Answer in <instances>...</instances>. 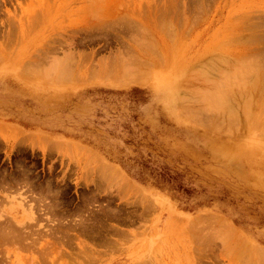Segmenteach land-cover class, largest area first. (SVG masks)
<instances>
[{
  "label": "rangeland",
  "instance_id": "1",
  "mask_svg": "<svg viewBox=\"0 0 264 264\" xmlns=\"http://www.w3.org/2000/svg\"><path fill=\"white\" fill-rule=\"evenodd\" d=\"M263 55L264 0H0V264L258 263L208 221L264 248Z\"/></svg>",
  "mask_w": 264,
  "mask_h": 264
},
{
  "label": "bare ground",
  "instance_id": "2",
  "mask_svg": "<svg viewBox=\"0 0 264 264\" xmlns=\"http://www.w3.org/2000/svg\"><path fill=\"white\" fill-rule=\"evenodd\" d=\"M116 10H117V9H116ZM121 10H122V9H121ZM127 12H128V11H127ZM140 12H141V11H140ZM123 14H125V13H123ZM96 15H97V14H96ZM121 15H122V14H121ZM89 17H90V15H89ZM136 17H137V16H136ZM37 18H38V17H37ZM96 18H97V17H96ZM98 19H99V18H98ZM138 19H139V18H138ZM144 19H145V18H144ZM32 20H33V19H32ZM119 21H121V20H119ZM122 21H123V20H122ZM159 22H160V21H159ZM240 23H241V22H240ZM240 23H239V24H240ZM98 24H99V23H98ZM158 24H159V23H158ZM120 25H121V24H120ZM161 25H162V24H161V22H160V26H161ZM136 26H137V25H136ZM156 26H157V25H156ZM127 28H128V27H127ZM156 28H157V27H156ZM240 28H241V27H240ZM242 28H243V27H242ZM135 29H137V28L135 27ZM159 29H160V28H159ZM138 30L140 31V29H138ZM172 30H173V29H172ZM180 30H181V29H180ZM243 30H245V29H243ZM81 31H82V29H81ZM160 31H161V30H160ZM135 32H136V31H135ZM135 32H133V33H135ZM166 32H167V31H166ZM171 32H172V31H171ZM169 33H170V32H169ZM135 34H136V33H135ZM141 34H142V33H141ZM235 34H236V33H235ZM235 34H234V35H235ZM240 34H241V33H240ZM244 34H245V33H244ZM129 35H130V34H129ZM139 35H140V34H139ZM166 35L168 36V34H166ZM166 35H165V36H166ZM174 35H175V34H174ZM174 35H173V36H174ZM237 35H239V33H238ZM241 35L243 36V34H241ZM130 36H131V35H130ZM132 37H133V36H132ZM136 37H137V36H136ZM249 37H250V36H249ZM165 38H166V37H165ZM250 38H251V37H250ZM123 39H124V38H123ZM171 39H173V38H171ZM124 40H125V39H124ZM174 40H175V39H174ZM229 40H230V39H229ZM233 40H235V39H233ZM237 40H238V39H237ZM240 40H241V39H240ZM243 41H244V40H243ZM238 42H239V41H238ZM241 42H242V41H241ZM131 43H132V42H131ZM242 43H243V42H242ZM133 44H134V43H133ZM238 44H240V42H239ZM241 45H242V44H241ZM243 45H244V44H243ZM67 46L69 47V48H68L69 50H68V52H67L66 54L63 53V54L65 55V56H64V60H71V61H72V60H74V56H75V52L72 51L73 48L75 47V44H74L73 42H70V43L67 44ZM71 49H72V50H71ZM124 49H125V48H124ZM247 49H248V48H247ZM257 49H258V48H257ZM244 50H245V49H244ZM248 50H249V49H248ZM59 51H60V49H59ZM61 51H62V50H61ZM117 51H118V50H117ZM120 51H121V50H120ZM122 52H123V51H122ZM111 53H112V52H111ZM63 54H62V56H63ZM91 54H92V53H91ZM115 54H116V53H115ZM241 54H242V53H241ZM38 55H39V54H38ZM92 55H93V54H92ZM128 55H129V54H128ZM235 55H236V54H235ZM250 55H252V54H250ZM250 55H249V56H250ZM249 56H248V59H249V60L246 59V60H247V61H246L245 58H244V60L242 59V60H240V61H243V62L246 61V62H247V64H246V63H243L244 65H243L242 67L245 68V67L247 66V67L245 68V70L249 71V74L252 75V74H255V72H254L255 70H254V69H256L257 71L259 70L258 68L260 67L261 64L259 65V63L255 62V61L258 60V57H257V56H256V57H257V60H255V61H253V60L256 58L255 56H254L255 58H251V60L253 59L252 62L250 61V57H249ZM263 56H264V55H263ZM120 57H121V56H120ZM246 57H247V56H246ZM251 57H252V56H251ZM260 57H262V56H260ZM113 58H114V57H113ZM116 58H117V57H116ZM121 58H122V57H121ZM123 58H124V57H123ZM222 58H223V57H222ZM239 58H240V57H239ZM242 58H243V57H242ZM39 59H40V58H39ZM76 59H77V58H76ZM101 59H102V58H101ZM104 59H105V58H104ZM108 59H109V58H108ZM111 59H112V58H111ZM114 59H115V58H114ZM139 59H140V58H139ZM219 59H220V58H219ZM230 59H232V57H231ZM230 59H229V60H230ZM240 59H241V58H240ZM260 59H261V58H260ZM30 60H31V59H30ZM37 60H38V59H37ZM43 60H44V59H43ZM128 60H129V59H128ZM133 60H134V59H133ZM141 60H142V59H141ZM141 60H140V62H141ZM209 60H210V59H209ZM229 60H228V61H229ZM234 60H236V62L238 61L237 59H234ZM90 61H91V60H90ZM101 61H102V60H101ZM119 61H120V60H119ZM119 61H118V62H119ZM126 61H127V60H126ZM138 61H139V60H138ZM142 61H143V60H142ZM222 61H223V60H222ZM230 61H231V60H230ZM258 61H259V60H258ZM91 62H92V61H91ZM98 62H99V60H98ZM102 62H103V61H102ZM102 62H101V63H102ZM122 62H125V61H122ZM127 62H128V61H127ZM127 62H126V65H127ZM140 62H139V63H140ZM209 62H210V61H209ZM219 62H220V61H219ZM225 62H226V61H225ZM234 62H235V61H234ZM260 62H261V61H260ZM26 63H27V62H25L24 64H26ZM58 63H59V62H57V63H55V64L57 65ZM111 63H112V62H111ZM212 63H213V62H212ZM222 63H223V62H222ZM238 63H239V62H238ZM250 63H254V64L251 65ZM255 63L257 64V67L259 66L258 68L256 67ZM28 64H29V63H28ZM37 64H38V63H37ZM59 64H60V63H59ZM122 64H123V63H122ZM129 64H130V63H129ZM133 64H134V62H133ZM133 64H132V65H133ZM136 64H137V63H136ZM209 64H210V63H209ZM215 64H216V63H215ZM215 64H214V65H215ZM219 64H220V63H219ZM235 64H236V63H235ZM239 64H240V63H239ZM245 64H246V65H245ZM29 65H30V64H29ZM68 65H69V64H68ZM102 65H103V63H102ZM126 65H125V67H124V66L121 67V68L124 67V69H122V70H124V71H123V72L121 71V74L125 72V74H124V76L122 77V79L119 78L121 81L124 80V82L126 81L127 83H130V81H131V83H132V82H136L137 80L143 78L142 76L139 77L138 74H137V75L134 74V72L136 73V71H138V69H137L136 71L134 70V69H136V67L134 66L135 64L133 65L135 68H133V66L130 67V68H127L128 66L126 67ZM137 65H138V64H137ZM137 65H136V66H137ZM210 65H211V64H210ZM222 65H223V64H222ZM241 65H242V63L240 64V68H241ZM76 66H77V65H76ZM103 66H105V65H103ZM115 66H116V64H115ZM139 66H141V65H139ZM142 66H143V65H142ZM142 66H141V67H142ZM212 66H213V65H212ZM224 66H225V65H224ZM230 66H231V65H230ZM235 66H236V65H235ZM248 66H250V67H253V66H254V68L252 69V68H250V67H248ZM70 67H71V66H70ZM137 67H138V66H137ZM208 67H209V66H208ZM233 67H234V66H232V68H233ZM117 68H118V67H117ZM240 68H239V69H240ZM260 68H261L260 70L262 71V67H260ZM24 69H25V68H24ZM29 69H30V67H29ZM37 69H38V68H37ZM219 69H221V68H219ZM237 69H238V68H237ZM237 69H236V70H237ZM239 69H238V71H236V72H239ZM45 70L47 71V69H45ZM57 70H58V69H57ZM216 70H217V69H216ZM242 70H243V69H242ZM260 70H259V71H260ZM26 71H27V70H26ZM38 71L40 72V70H38ZM92 71H93V68H92ZM210 71H211V70H210ZM229 71H230V70H229ZM229 71H228V72L226 71L225 76L228 75L227 73H229ZM233 71H234V70H233ZM233 71H232V72H233ZM240 71H241V70H240ZM247 71H245V72H247ZM250 71H251L252 74L250 73ZM252 71H253V72H252ZM257 71H256V74H255V77H256V75L259 73V72L257 73ZM261 71H260V72H261ZM43 72H44V71H43ZM58 72H60V73H58ZM58 72H56V73L59 74L61 77H62V76H68V74L70 75V72H67V70H65L63 67H60L59 70H58ZM87 72H88V71H87ZM218 72L220 73L221 71H218ZM242 72H243V71H242ZM45 73H46V72H44V74H45ZM101 73H102V72H101ZM142 73H143L142 71L139 72V75H142ZM243 73H244V72H243ZM243 73H242V74H243ZM262 73H263V72H262ZM262 73H260V74H262ZM39 74H40V73H39ZM39 74H38V75H39ZM42 74H43V73H42ZM44 74H43V75H44ZM46 74H47V73H46ZM57 74H56V75H57ZM103 74H104V73H103ZM103 74H102V76H103ZM105 74H106V73H105ZM199 74H200V73H199ZM210 74H211V73H210ZM222 74H223V73H221V75H222ZM230 74H231V73H230ZM239 74L242 75L241 73H239ZM244 74H245V76L247 77L246 73H244ZM244 74H243V75H244ZM247 74H248V72H247ZM95 75H97V74H95ZM122 75H123V74H122ZM223 75H224V74H223ZM45 76H46V75H45ZM45 76H43V77H45ZM57 76H58V75H57ZM88 76H90V75H88ZM111 76H112V75H111ZM230 76H231V75H230ZM259 76H260V75H258L257 78H258ZM39 77H41V76H39ZM50 77H51V76H50ZM50 77H47V79H48V78L51 79ZM52 77H53V76H52ZM95 77L98 78V76H95ZM108 77H109V76H108ZM125 77H126V78L128 77V78H127V79H123V78H125ZM130 77H131V79H130ZM145 77H147V75L144 76V79H147V78H145ZM255 77H254V79H252V80H253V81L256 80V81L253 82V83H255V85H256V84H257V78H255ZM57 78H58V77H57ZM57 78H56V79H57ZM71 78H72V76H71ZM71 78H70V81L72 80ZM99 78H100V77H99ZM103 78H104V77H103ZM109 78H110V77H109ZM239 78H240V77H239ZM261 78H264V77H261ZM56 79H55V80H56ZM64 79H65V77H64ZM64 79L62 78V80H64ZM90 79H91V78H90ZM106 79H107V78H106ZM223 79H224V78H223ZM228 79H229V80H230V79H233V80H234L233 77H232V78H228ZM81 80L83 81V79H81ZM88 80H89V79H88ZM104 80H105V79H104ZM127 80H128V81H127ZM142 80H143V79H142ZM233 80H232V82H233L234 84H236V83H237V80H236V81H235V80L233 81ZM250 80H251V79H250ZM73 81H75V80H73ZM79 81H80V80H79ZM140 81H141V80H140ZM219 81H220V80H219ZM223 81H225V83H226V82L229 83V81L227 80V78H226L225 80H223ZM230 81H231V80H230ZM49 82H50V81H49ZM143 82H144V81H143ZM55 83H56V82H55ZM136 83H138V82H136ZM223 83H224V82H223ZM239 83H240V84H239ZM242 83H244V85H245L246 83H248V84L245 85V87H244V88L247 87V88L245 89L246 91L242 89V88H243V84H242ZM258 83L260 84L259 81H258ZM184 84H185V83H184ZM186 84H187V83H186ZM213 84H214V83H213ZM229 84H230V83H229ZM238 84H239V86H240V85L242 86V87H240V89H242L243 95H244L245 97L248 98L249 95L246 96V93H247V91H249V88H250V84H249V82H244V81L241 82V81H240V82H238ZM238 84H237V85H238ZM224 85H225V84H224ZM237 85H236V87H238ZM248 85H249V86H248ZM255 85H254V86H255ZM262 85H263V84H261V86H262ZM220 86H221V85H220ZM225 86H226V85H225ZM259 86H260V85H259ZM259 86H256L255 88H254L253 86H251V87H252V93L255 92V90H257V91H258V90H262V87H263L264 85L261 87V89H259V88L257 89V87H259ZM226 87H227V86H226ZM229 87L232 88L233 86H229V85H228V88H229ZM217 88H219V87H217ZM220 88L224 90L223 87H220ZM220 88H219V89H220ZM228 88H226V92L230 90V89H228ZM234 88H235V87H234ZM234 88H233L234 91H233L232 89L230 90V92H227V93L224 91V92H225V95H226V96H229V95L231 96V93H232V95H233L234 98H235L237 95H236V94H233V92H235V93L238 92L237 94L239 95L241 90H240L239 88H238V90H236V89H234ZM170 89H171V88H170ZM247 89H248V90H247ZM250 90H251V88H250ZM231 91H232V92H231ZM236 91H237V92H236ZM257 91H256V92H257ZM262 91H263V90H262ZM221 92H222V91H221ZM242 92H241V93H242ZM229 93H230V94H229ZM244 93H245V94H244ZM252 93H251V98H254V95H253ZM257 93H259V91H258ZM262 93L264 94V92H262ZM223 94H224V93H223ZM227 94H229V95H227ZM263 94H261V95H263ZM234 95H236V96H234ZM241 95H242V94H241ZM241 95H239V97H240ZM252 95H253V97H252ZM255 95H256V93H255ZM261 95H259V96L262 98ZM226 96H225V97H226ZM259 96H258V98H259ZM231 97H232V96H231ZM233 97H232V98H233ZM241 97H242V96H241ZM241 97H240V98H241ZM263 97H264V95H263ZM226 98H229V97H226ZM232 98H229V100L232 99ZM243 98H244V97H243ZM249 98H250V96H249ZM249 98L246 99L247 101L244 100V101H245V106H247V108H250L251 105H252V104H251V101H252V100H251V98H250V99H249ZM217 99L220 100L218 97L215 99V101L212 100L210 97H208L209 104H210L211 106H215V105H216L215 103H216ZM259 99H260V98H259ZM236 100H237V98L234 99L235 103H236ZM239 100H240V99H239ZM248 100H251V101H248ZM257 100H258V99H257ZM230 101H231V104H233V103H232V100H230ZM230 101H229V102H230ZM234 101H233V102H234ZM258 101H259V100H258ZM260 101H261V102H264V101H262L261 99H260ZM217 103H219V102H217ZM187 104H188V103H187ZM241 104H242V103H241ZM246 104H247V105H246ZM248 104H249V106H248ZM262 104H263V103H262ZM243 105H244V104H243ZM253 106H254V105H253ZM222 107H223V106H222ZM260 109H261V108H260ZM209 110H210V109H209ZM217 110H219V109L217 108ZM244 110H245V109H244ZM262 110H263V109H262ZM233 111H235V110L233 109ZM245 113H248V112H245ZM233 116H234V115H233ZM233 116H232V117H233ZM246 116H247V115H246ZM248 116H249V115H248ZM234 117H236V116H234ZM249 117H251V116H249ZM249 117H248V118H249ZM257 123H258V122H257ZM253 124H254V123H253ZM231 131H232V130H231ZM238 131H239V130H238ZM233 134H234V133H233ZM235 135H236V134H235ZM44 142H45V141H44ZM51 142H52V141H51ZM45 143H46V142H45ZM53 143H54V142H53ZM48 144H49V143H48ZM58 144H59V143H58ZM59 145H60V144H59ZM52 146H53V145H52ZM52 146H51V147H52ZM60 147H61V146H60ZM68 147H69V146H68ZM47 148H48V147H47ZM62 148H63V147H62ZM59 149H60V148H59ZM67 151H68V150H67ZM70 152H71V151H70ZM96 158H97V157H96ZM97 161H98V160H97ZM100 166H102V165L100 164ZM100 168H101V167H100ZM106 168H107V167L104 166V168H103L104 170L101 169V172H102V171L107 172V171H106ZM107 169H108V168H107ZM111 169H112V168H110V170H111ZM111 172H112V170H111ZM112 173H113V172H112ZM115 173H116V172H115ZM100 174L102 175L103 173H100ZM109 174H110V172H109ZM109 174L107 175L106 173H104V175H107V177H106V176H105V177L110 179ZM116 174H117V173H116ZM116 174H113V175H116ZM104 175H102V177H104ZM117 175H118V174H117ZM117 175H116V176H117ZM119 175H121V174H119ZM123 177H124V176H123ZM117 178H118V177H117ZM117 178H116V179H117ZM123 179H124V178H123ZM123 179H122V180H123ZM118 180H119V179H118ZM122 180H121V181H122ZM126 181H127V180H126ZM128 183H129V182H128ZM21 184H22V183H21ZM125 184H126V183H125ZM23 185H24V184H23ZM126 185H127V184H126ZM16 186H17V185H16ZM100 186H101V185H100ZM128 186L130 187V185H128ZM17 187H18V186H17ZM21 188H22V187H21ZM127 189H128V188H127ZM11 191H12V189H11ZM1 192H2V191H1ZM3 192H4V191H3ZM17 192H18V191H17ZM18 194H21V193H18ZM23 195H24V194H23ZM49 195H51V194H49ZM25 196H26V195H25ZM33 196H34V193H33ZM34 197H35V196H34ZM18 198H19V197H18ZM35 198H36V197H35ZM41 198H42V197H41ZM14 199H15V198H14ZM37 199H38V198H37ZM39 199H40V198H39ZM24 200H25V199H23V201H24ZM138 200H139V199H138ZM140 200H141V198H140ZM1 201H2V200H1ZM20 201H21V199H20ZM23 201H22V202H23ZM142 201H143V199H142ZM37 202H38V201H37ZM40 202H41V200H40ZM42 202H43V201H42ZM151 202H152V201H151ZM7 203H8V202H7ZM23 203H24V202H23ZM38 203H39V202H38ZM33 204H34V203H33ZM36 204H37V203H36ZM46 204H47V203H46ZM23 205H24V204H23ZM29 205H30V204H29ZM29 205H26V206H27L26 209L28 210V216H29L28 218L31 220L29 223H32V222L35 220L36 217H34L35 213H34L33 210H32L33 207H31V205H30V206H29ZM40 205H41V204H40ZM147 205H148V204H147ZM147 205H146V206H147ZM33 206L35 207L36 205H33ZM50 206H51V205H50ZM147 207H148V206H147ZM151 207H152V206H151ZM24 208H25V207H24ZM35 208H36V207H35ZM38 208L41 209V206L38 207ZM0 209H1V208H0ZM94 209H95V208H94ZM42 210H44V209L42 208ZM2 211H3V210H2ZM44 211H45V210H44ZM41 212H42V211H41ZM3 213H5V212L3 211ZM39 213H40V212H39ZM6 216H7V215H6ZM6 216H5V217H6ZM12 216H13V215H12ZM12 216H10V218H11ZM7 217H8V216H7ZM215 217H216V216H215ZM0 218H2V213H1V215H0ZM45 218H46V217H45ZM197 218H198V217H197ZM201 218H202V217H201ZM206 218H207V217H205V219H206ZM216 218H217V217H216ZM48 219H49V218H48ZM48 219H47V220H48ZM195 219H196V218H195ZM208 219H209V218H208ZM208 219H206V221H204V222H202V220L200 221V220H198V219H196V220L193 219V220H194V221H198L197 224H199V225L201 226V225H203V224H206V222H207ZM213 219H214V218H212L211 221H208V222L210 223V225H213V224H214L215 226H216V224L218 223V224H219V227H218V228L222 227V228H221V231L224 230V232L226 233V234H225L224 232H221V233H223V234L225 235V238H226V239L224 238L225 241H227V243H229V241L232 242V244L229 243V244H230V247H231V245H236V246L238 247V249H241V250L243 249L245 252L249 253V254H247V255H252V256H253L254 258H256V259H257V258H260V261L262 260L261 262H264V248H260V247H258V246H256V245H254L253 243L244 240L242 237H240V235H237V234H236V231L233 230L232 226L229 225L228 223H226L225 221H222V222H221V221H219L218 219H214V220H213ZM0 220L3 221V218L0 219ZM56 220H57V219H56ZM74 220H75V219H74ZM76 220H77V219H76ZM78 220H79V219H78ZM209 220H210V219H209ZM16 221H17V219H16ZM51 221H52V220H51ZM51 221H50V222H51ZM60 221H61V220H60ZM81 221H83V220H81ZM104 221H105V220H104ZM194 221H193V222H194ZM199 221H200L201 223H200ZM12 222H13V221H12ZM63 222H64V221H63ZM83 222H84V221H83ZM190 222H191V221H190ZM190 222H189L190 225H194V223L191 222V223H192V224H191ZM208 222H207V223H208ZM23 223H24V222H22L21 225L26 224V223H24V224H23ZM27 223H28V222H27ZM53 223H54V222H53ZM55 223H56V222H55ZM202 223H203V224H202ZM50 224H51V223H50ZM72 224H73V223H72ZM78 224H79V222H78ZM78 224H77V226H78ZM197 224H196V225H197ZM14 225H16V224L14 223ZM34 225H35V224H34ZM199 225H198V226H199ZM207 225H208V224H207ZM16 226H17V225H16ZM24 226H25V225H24ZM42 226H43V225H42ZM53 226H54V225H53ZM200 226H199V227H200ZM203 226H204V225H203ZM19 227H21V226L19 225ZM107 227H109V226H107ZM116 227H117V226H116ZM191 227H192V226H190L189 229H190ZM216 227H217V226H216ZM6 228H7V227H6ZM43 228H44V226H43ZM203 228H204V227H203ZM203 228H202V229H203ZM213 228H214V227H213ZM8 229H9V228H8ZM32 229H34V228H32ZM45 229L47 230V228H45ZM111 229H112V228H111ZM191 229H192V228H191ZM214 229H215V228H214ZM20 230H21V229H20ZM28 230H29V229H28ZM120 230H121V229H120ZM187 230H188V229H187ZM42 231H43V230H42ZM49 231H50V230H49ZM64 231H65V230H64ZM6 232H7V231H6ZM46 232H48V231H46ZM7 233H8V232H7ZM9 233H10V231H9ZM9 233H8V234H9ZM29 233H30V232H29ZM0 234H1V233H0ZM197 234H198V233H197ZM32 235H33V234H32ZM39 235H40V234H39ZM41 235H42V234H41ZM199 235H200V234H199ZM227 235H228V236H227ZM19 236H20V235H19ZM24 236H25V235H24ZM33 236H35V235H33ZM42 236H43V235H42ZM58 236H60V235H58ZM214 236H215V235H214ZM226 236H227V237H226ZM11 237H12V236H11ZM36 237H37V236H36ZM36 237H35V238H36ZM38 237H39V236H38ZM109 237H110V236H109ZM223 237H224V236L222 235L221 238H223ZM5 238H6V237H5ZM35 238H34V239H35ZM40 238H41V237H40ZM73 238H74V237H73ZM37 239H38V238H37ZM41 239H42V238H41ZM227 239H228V240H227ZM26 240H27V239H26ZM26 240H24L25 243H26ZM64 240H65V239H64ZM203 240H204V239H203ZM78 241H79V240H78ZM30 242H31V241H30ZM30 242H29V243H30ZM55 242H56V241H55ZM193 242H194V241H193ZM27 243H28V242H27ZM27 243H26V244H27ZM50 243H51V242H50ZM194 243H195V242H194ZM6 244H7V243H6ZM85 244H86V243H85ZM17 245H18V244H17ZM33 245H34V243H33ZM80 245H81V244H80ZM89 245H90V244H89ZM92 245H93V244H92ZM108 245H109V244H108ZM3 246H7V247H9L10 245H3ZM3 246H2V248H3ZM13 246H16V244L13 245ZM44 246H45V245H44ZM53 246H54V245H53ZM198 246H199V245H198ZM225 246H226V245H225ZM16 247H19V246H16ZM22 247H23V246H22ZM47 247H48V246H47ZM50 247H51V246H50ZM237 247H236V249H237ZM11 248H12V246H11ZM14 248H15V247H14ZM42 248H43V247H42ZM45 248H46V247H45ZM228 248H229V247H228ZM12 249H13V248H12ZM16 249L19 251L21 248H20V249L15 248V250H16ZM51 249H53V248H51ZM236 249H235V250H236ZM4 250H5V249H4ZM29 250H30V249H29ZM85 250H86V249H85ZM192 250H193V249H192ZM231 250L234 251V248L231 247ZM25 251H28V250H25ZM195 251H196V250H195ZM200 251H201V249H200ZM220 251H221V250H220ZM222 251H223V250H222ZM244 251H243V252H244ZM35 252H37V251H35ZM97 252H98V251H97ZM234 252H235V251H234ZM239 252H241V251H239ZM239 252H238V254H239ZM12 253H13V252H12ZM32 253H34V252H32ZM52 253H53V252H52ZM52 253H51V254H52ZM55 253H56V252H55ZM85 253H86V252H85ZM236 253H237V252H236ZM6 254H7V253H6ZM29 254H30V253H29ZM29 254H28V255H29ZM56 254H57V253H56ZM86 254H87V253H86ZM226 254H227V253H226ZM4 255H5V254H4ZM7 255H8V254H7ZM7 255H6V256H7ZM87 255H88V254H87ZM40 256H41V255H40ZM231 256H232V255H231ZM86 257H87V256H86ZM207 257H208V256H207ZM228 257H230V255H229ZM232 257H235V256H232ZM232 257H231V258H232ZM29 258H30V257H29ZM231 258H230L229 260H231ZM235 258H236V257H235ZM238 258H239V257H238ZM6 259H7V258H6ZM9 259H10V258H9ZM240 259H241V258H240ZM247 259H248V261L246 260V262H251V260H249L250 258H247ZM251 259H252V258H251ZM57 260H58V258H57ZM226 260H227V259H226ZM236 260H237V259H236ZM252 260H254V259H252ZM62 261H63V260H62ZM231 261H232V260H231ZM234 261H235V260H234ZM260 261H259V262H260ZM30 262H32V261H30ZM30 262H29V263H30ZM54 262H55V261H54ZM65 262H66V261H65ZM232 262H233V261H232ZM235 262H236V261H235ZM242 262H243V260H242ZM259 262L257 263V261H256L255 263H256V264H259ZM261 262H260V264H263V263H261ZM33 263H35V261H34ZM67 263H68V261H67ZM67 263H66V264H67ZM31 264H32V263H31ZM35 264H37V263H35ZM70 264H71V263H70ZM219 264H220V263H219ZM247 264H249V263H247ZM250 264H251V263H250ZM252 264H254V262H252Z\"/></svg>",
  "mask_w": 264,
  "mask_h": 264
}]
</instances>
